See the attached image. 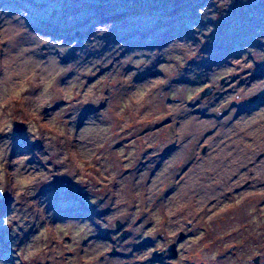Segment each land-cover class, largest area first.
Masks as SVG:
<instances>
[{"label": "rangeland", "instance_id": "rangeland-1", "mask_svg": "<svg viewBox=\"0 0 264 264\" xmlns=\"http://www.w3.org/2000/svg\"><path fill=\"white\" fill-rule=\"evenodd\" d=\"M263 255L264 0H0V264Z\"/></svg>", "mask_w": 264, "mask_h": 264}, {"label": "flooded vegetation", "instance_id": "flooded-vegetation-1", "mask_svg": "<svg viewBox=\"0 0 264 264\" xmlns=\"http://www.w3.org/2000/svg\"><path fill=\"white\" fill-rule=\"evenodd\" d=\"M166 197H167V195H164L161 198L162 211L167 209V207H168ZM173 219L175 220V217ZM166 223H167V221H165L161 226L160 240L162 243V247H161L159 253L157 255H155L156 259L158 261H166V260L175 259L178 256V248L177 247L185 237L184 233L181 232L180 230H178L174 236H168L165 233L166 231L164 229V228L167 229ZM169 225L171 226L172 230H174V228H176V223H174V222H169ZM182 235H184V236L182 238H180V236H182ZM153 242H154V240L153 241L147 240L144 242V244H139L137 246L140 249V248L145 247V245H150ZM138 248H132V250L134 252H137ZM173 252H174V256H173ZM113 254H117V252L115 250H113L111 252V255H113Z\"/></svg>", "mask_w": 264, "mask_h": 264}, {"label": "bare ground", "instance_id": "bare-ground-1", "mask_svg": "<svg viewBox=\"0 0 264 264\" xmlns=\"http://www.w3.org/2000/svg\"><path fill=\"white\" fill-rule=\"evenodd\" d=\"M165 34H167V33H165V31L163 33H158L157 36H156L157 41H155V44H158L159 42H161L164 39ZM225 56H226L225 54H222V55H217L216 57H213V58H208L207 61H206L207 62V65H206L207 69H213V67L215 66V63L219 62L220 59L224 58ZM194 78H195V76H194ZM187 79H189L188 75L185 76L184 80H187ZM175 148L173 150H171L170 152H173L175 150Z\"/></svg>", "mask_w": 264, "mask_h": 264}, {"label": "water", "instance_id": "water-1", "mask_svg": "<svg viewBox=\"0 0 264 264\" xmlns=\"http://www.w3.org/2000/svg\"><path fill=\"white\" fill-rule=\"evenodd\" d=\"M210 93V89H205L204 91H202L201 93H200V98H202V97H204V96H207L208 94ZM250 100H252V99H250ZM12 128H13V130L15 131V132H22L23 130H24V127L21 125V124H19V122H14L13 123V126H12ZM117 227H119V224L117 225ZM183 237V235L182 236H180V238H182ZM171 248V247H170ZM173 256H174V252H173ZM263 257H264V255H263ZM259 257L257 256V258H255L254 260H253V264H257L258 263V259Z\"/></svg>", "mask_w": 264, "mask_h": 264}]
</instances>
